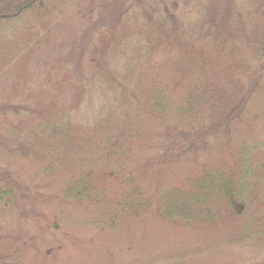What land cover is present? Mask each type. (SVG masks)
<instances>
[{
    "label": "trees",
    "instance_id": "16d2710c",
    "mask_svg": "<svg viewBox=\"0 0 264 264\" xmlns=\"http://www.w3.org/2000/svg\"><path fill=\"white\" fill-rule=\"evenodd\" d=\"M207 1L0 0V264H264V0Z\"/></svg>",
    "mask_w": 264,
    "mask_h": 264
},
{
    "label": "rangeland",
    "instance_id": "374dc122",
    "mask_svg": "<svg viewBox=\"0 0 264 264\" xmlns=\"http://www.w3.org/2000/svg\"><path fill=\"white\" fill-rule=\"evenodd\" d=\"M174 0H101L98 6V17L97 21L94 24L95 28H102L105 26H111L113 23L110 22L112 13L116 12L114 15L115 19H125L128 17H133L135 15L140 16L142 20L144 19H159L162 16H168V10H164L165 6H170ZM199 0H178L177 9L170 11L169 15L180 16L182 12L190 13L194 8L201 9L204 11V16L200 22H197V29L201 30L202 28L211 29L210 32L219 31L221 29L220 25V16L216 18V22H211V18L207 14V8H211L210 2L207 0H202V5H198ZM218 0H216L217 2ZM153 11L152 15L148 12ZM212 10V9H211ZM220 10V8H218ZM200 11V10H199ZM219 13V12H218ZM151 17V18H149ZM91 32L87 30L84 32L74 33L72 36L73 42L68 48V45L65 46V56L69 57L72 64H75L78 57L83 53L82 48V38L90 34ZM213 33V32H212ZM211 33V34H212Z\"/></svg>",
    "mask_w": 264,
    "mask_h": 264
}]
</instances>
